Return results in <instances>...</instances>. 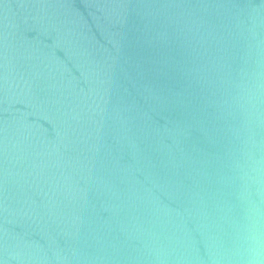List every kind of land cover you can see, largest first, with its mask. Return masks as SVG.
Instances as JSON below:
<instances>
[{"label": "water", "instance_id": "95a60500", "mask_svg": "<svg viewBox=\"0 0 264 264\" xmlns=\"http://www.w3.org/2000/svg\"><path fill=\"white\" fill-rule=\"evenodd\" d=\"M264 234V0H0V264H247Z\"/></svg>", "mask_w": 264, "mask_h": 264}, {"label": "clouds", "instance_id": "9594fccd", "mask_svg": "<svg viewBox=\"0 0 264 264\" xmlns=\"http://www.w3.org/2000/svg\"><path fill=\"white\" fill-rule=\"evenodd\" d=\"M247 264H264V234H261L255 223L251 224L245 237Z\"/></svg>", "mask_w": 264, "mask_h": 264}]
</instances>
